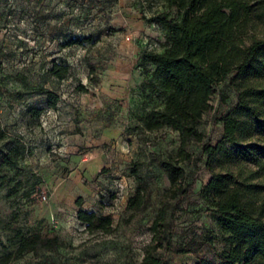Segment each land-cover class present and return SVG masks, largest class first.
Wrapping results in <instances>:
<instances>
[{
    "label": "rangeland",
    "instance_id": "1",
    "mask_svg": "<svg viewBox=\"0 0 264 264\" xmlns=\"http://www.w3.org/2000/svg\"><path fill=\"white\" fill-rule=\"evenodd\" d=\"M168 10L167 0H0V119L7 133L22 136L29 148L18 168L0 170V255L15 250L17 231H55L65 242L54 250L25 252L9 264H132L142 259L170 184L167 171L151 154L166 157L180 143L178 131L165 127L151 132L138 121L139 115L163 106L158 93L143 87L155 78L154 65L141 54L164 50L165 25L147 18ZM171 16L179 18L175 9ZM71 38L88 39L68 44ZM54 62L68 68L66 78L50 72ZM130 63L142 81L136 86L123 83L127 94L109 102V109L121 116L117 136L104 139L93 117L104 101L103 82L113 73L130 82V72L123 70ZM237 84L229 76L216 85L212 108L200 126L204 139L189 144L193 156L185 167L189 180H195L194 189L183 199V209L175 211L178 198L170 200L173 244L159 248L172 264L214 258L225 246V234L206 210L202 191L227 161L224 151L211 157L203 145L222 140L220 116L237 111L242 92ZM41 86L60 96L50 114L48 95L31 91ZM31 107L43 110L37 115ZM243 143L264 144V129L251 128ZM98 155L103 157L101 168L88 176L86 164ZM136 162L150 195L147 207L134 212L127 205L137 187ZM234 165L245 174L257 169L248 160ZM80 208L111 215L113 228L88 231L78 217ZM168 237L166 230L164 244Z\"/></svg>",
    "mask_w": 264,
    "mask_h": 264
},
{
    "label": "trees",
    "instance_id": "2",
    "mask_svg": "<svg viewBox=\"0 0 264 264\" xmlns=\"http://www.w3.org/2000/svg\"><path fill=\"white\" fill-rule=\"evenodd\" d=\"M167 6L168 11L147 18L149 22L165 25L164 50L145 49L141 54L144 61L154 65L152 76L155 78L144 82L143 87L158 93L163 98V106L139 115L138 121L151 132L165 127L178 131L180 143L177 151L166 157L151 154L167 171L170 184L151 225L152 240L142 259L132 264H172L159 250L173 244V227L167 219L170 200L178 198L174 210L183 209V199L194 189L195 180H189L185 167L193 156L189 144L204 139L200 128L203 116L212 108L216 85L229 76L242 88L239 106L236 112L220 116L224 123L222 140L203 145V151L211 157L224 151L227 161L224 171L214 174L202 191L208 203L206 210L225 234V246L215 252L214 258L203 257L194 263L179 264H264V178L257 180L264 177V144L243 143L251 128L264 129V0H167ZM172 9L179 18L171 16ZM87 39L71 38L68 44L84 43ZM50 72L58 79L68 76V68L57 62ZM31 91L47 94V105L51 108L60 99L45 86ZM29 110L38 115L43 108ZM228 143L234 147L229 148ZM27 151L23 137L9 135L0 119V170L18 168ZM240 160L252 162L257 169L248 174L235 170L234 163ZM133 174L137 187L129 198L127 210L137 212L147 207L150 192L137 162ZM78 217L91 232L113 228L109 214L98 215L80 208ZM166 230L169 237L164 244ZM16 234L19 238L15 250L1 254L0 264H9L25 252L54 250L65 245L55 231L34 229Z\"/></svg>",
    "mask_w": 264,
    "mask_h": 264
},
{
    "label": "crops",
    "instance_id": "3",
    "mask_svg": "<svg viewBox=\"0 0 264 264\" xmlns=\"http://www.w3.org/2000/svg\"><path fill=\"white\" fill-rule=\"evenodd\" d=\"M132 66L130 68L123 69L124 71L130 72L132 76V80L126 81L118 78L115 73L111 77H108L104 80L102 86V93L104 96V101L98 107V109L93 113L94 123H97L99 126L103 128L102 136L104 139H111L117 136V122L121 116L120 111H111L109 109V102L111 100H115L117 97H121L122 94L126 95L128 92V88L123 83H128L131 86L137 85L140 81H142V76L140 75L139 70L135 67L134 63H130ZM114 70L118 71L116 65L114 66ZM102 156H93L89 162H87V174L88 176L97 175L101 165L103 163Z\"/></svg>",
    "mask_w": 264,
    "mask_h": 264
},
{
    "label": "built area",
    "instance_id": "4",
    "mask_svg": "<svg viewBox=\"0 0 264 264\" xmlns=\"http://www.w3.org/2000/svg\"><path fill=\"white\" fill-rule=\"evenodd\" d=\"M54 111V108H49L48 114L52 113ZM43 199H47V194H42Z\"/></svg>",
    "mask_w": 264,
    "mask_h": 264
}]
</instances>
